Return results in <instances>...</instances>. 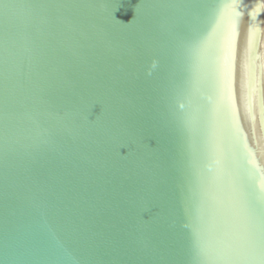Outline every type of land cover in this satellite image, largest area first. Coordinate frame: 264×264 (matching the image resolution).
Instances as JSON below:
<instances>
[{
  "label": "water",
  "instance_id": "obj_1",
  "mask_svg": "<svg viewBox=\"0 0 264 264\" xmlns=\"http://www.w3.org/2000/svg\"><path fill=\"white\" fill-rule=\"evenodd\" d=\"M245 201L264 0H0V264H264Z\"/></svg>",
  "mask_w": 264,
  "mask_h": 264
},
{
  "label": "snow or ice",
  "instance_id": "obj_2",
  "mask_svg": "<svg viewBox=\"0 0 264 264\" xmlns=\"http://www.w3.org/2000/svg\"><path fill=\"white\" fill-rule=\"evenodd\" d=\"M264 246V211H259L251 201L242 206V221L232 236L227 249L235 248V255H218L217 259L247 260L254 259L255 253Z\"/></svg>",
  "mask_w": 264,
  "mask_h": 264
}]
</instances>
